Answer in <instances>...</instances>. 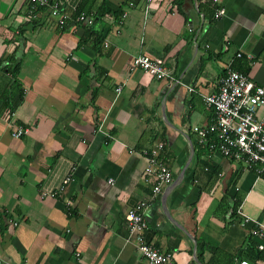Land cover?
Wrapping results in <instances>:
<instances>
[{"label": "crops", "instance_id": "1", "mask_svg": "<svg viewBox=\"0 0 264 264\" xmlns=\"http://www.w3.org/2000/svg\"><path fill=\"white\" fill-rule=\"evenodd\" d=\"M59 1L58 16L31 18L27 1L0 0V259L139 264L125 213L150 197L140 150L163 141L173 177L145 211L144 238L175 264H264V240L237 212L264 223V169L192 131L213 121L202 95L227 67L264 84V0H154L147 14L143 0ZM105 27L99 45L81 41ZM138 54L162 58L179 82L132 68ZM11 122L28 132L13 137ZM70 173L63 192L42 195Z\"/></svg>", "mask_w": 264, "mask_h": 264}, {"label": "built area", "instance_id": "2", "mask_svg": "<svg viewBox=\"0 0 264 264\" xmlns=\"http://www.w3.org/2000/svg\"><path fill=\"white\" fill-rule=\"evenodd\" d=\"M29 4L31 18L36 17V9L48 7L50 13L58 16L60 12L59 0H25ZM144 12L147 14L153 7L154 0H143ZM216 2L217 0H212ZM225 9L219 7L214 12V17L219 18ZM88 14L79 13L78 20H87ZM62 24L65 16L58 17ZM191 30V28H190ZM106 44V42H105ZM251 58V53L237 51L235 56ZM132 68H140L155 79L167 80L170 83H178L179 78L170 73L162 58L151 57L146 54H138L132 58ZM122 84L115 87L119 93ZM189 91L192 86L187 87ZM206 107L213 111L214 119L208 125H193L192 131L196 134L198 141L207 143L208 147L220 155L231 158L235 162H244L246 166L253 167L258 173L264 169V84L254 83L247 74L229 66L218 78V87L215 92L202 95ZM262 108L261 116H257V110ZM10 122V121H9ZM11 135L20 137L28 132L24 125H14ZM105 133V132H104ZM108 135V133H105ZM165 149L163 141H157L140 150L145 158L142 176L151 182L150 197L140 200L131 206L125 213L128 233L133 237L136 249L139 252V264H175L172 251L163 250L144 238V230L147 227L145 211L151 200L161 193L162 189L172 181L173 173L171 167L165 161L161 153ZM132 151V150H131ZM1 176V175H0ZM71 180V173L63 180L57 190L42 191V195L55 196L66 188ZM108 181H112L110 178ZM237 212L242 214L241 224L251 223L249 232L257 238L264 240V223L245 215L240 207ZM16 224V221H13ZM259 248L263 245L259 244ZM0 264H6L0 259ZM239 264H251L248 260H240Z\"/></svg>", "mask_w": 264, "mask_h": 264}, {"label": "trees", "instance_id": "3", "mask_svg": "<svg viewBox=\"0 0 264 264\" xmlns=\"http://www.w3.org/2000/svg\"><path fill=\"white\" fill-rule=\"evenodd\" d=\"M37 9H39V7L37 8ZM36 9V10H37ZM35 10V11H36ZM107 28L105 27L101 32H98V31H96V30H92V29H90V28H86V30H85V32H84V34H83V36H82V39H81V41H85V40H87L88 38H92L93 36H94V43L96 44V45H99V43H100V41L105 37V35H106V33H107ZM6 100H7V98H6ZM9 103L10 102H5V104H6V106H8L9 107ZM10 109V108H9ZM206 145H207V143H206ZM233 213H235V208L233 209ZM252 226V225H251ZM258 255L262 258V259H264V253H262V251H260V252H258ZM258 256V257H259ZM260 258V259H261ZM211 264H214L213 262L211 263Z\"/></svg>", "mask_w": 264, "mask_h": 264}]
</instances>
